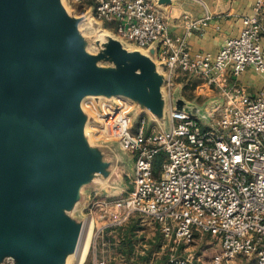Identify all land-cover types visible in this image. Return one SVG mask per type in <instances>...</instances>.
<instances>
[{
	"label": "built area",
	"instance_id": "obj_1",
	"mask_svg": "<svg viewBox=\"0 0 264 264\" xmlns=\"http://www.w3.org/2000/svg\"><path fill=\"white\" fill-rule=\"evenodd\" d=\"M93 1L96 16L116 23L124 39L141 48L158 44L169 73L178 68L198 75L208 88L219 86L227 99L216 107L217 126L204 129L197 115L170 108L168 127L152 121L149 133L146 118L134 132L123 105L108 107L95 134L117 141L135 159L130 190L100 201L102 216L116 224L143 215L158 225L167 243L188 244L196 234L212 235L220 243V252L207 261L172 253L165 264H264V90L251 96L223 88L226 75L239 77L248 68L264 74L262 0L254 3L253 14L242 17L239 34L226 38L216 53L190 52L185 36H172L149 0ZM208 21L209 16L188 20L186 35Z\"/></svg>",
	"mask_w": 264,
	"mask_h": 264
},
{
	"label": "water",
	"instance_id": "obj_2",
	"mask_svg": "<svg viewBox=\"0 0 264 264\" xmlns=\"http://www.w3.org/2000/svg\"><path fill=\"white\" fill-rule=\"evenodd\" d=\"M109 45L116 68L89 64L60 0H0V256L16 264H59L49 248L76 245L82 222L65 211L100 170L83 131L84 96H125L168 127L165 64L115 39ZM173 109L199 117L180 99Z\"/></svg>",
	"mask_w": 264,
	"mask_h": 264
},
{
	"label": "rangeland",
	"instance_id": "obj_3",
	"mask_svg": "<svg viewBox=\"0 0 264 264\" xmlns=\"http://www.w3.org/2000/svg\"><path fill=\"white\" fill-rule=\"evenodd\" d=\"M62 1L65 8L67 23L69 27L75 30L78 45L83 50L89 64L91 63L92 65L102 68L117 67L116 62L109 54V43L111 39L119 41L125 48L134 50L136 45L124 39L119 32L116 31V28L112 23L109 24V22L101 20L96 16L93 0H83L78 3L72 2V0ZM107 23L110 25L109 27L106 26ZM159 72L164 76L170 75V78L164 81L160 86V91L167 103L174 105L176 99H180L184 101V103L193 104L199 109V118L202 128L207 129L211 124L217 126L219 116L216 107L219 104L223 105L227 100L226 96L220 93L222 91L219 86L211 85V88H208L207 86L203 89L201 87L197 88V86L203 84L204 79L198 75L185 72L178 68L169 73V70L166 67H160ZM223 80L225 82L223 88L228 90L230 86H232V83H229L227 78ZM185 81H187V85L183 86L178 84ZM210 89H212L213 93ZM86 96H84L81 102L80 114H85L86 121L89 116L90 121L92 122H84V132L92 126L97 128L99 120L105 115L108 107L120 104L125 107L130 117L134 115L133 102L125 96H107L104 94H89V97ZM215 100L217 103L214 104ZM146 126H148V122ZM89 139L91 140H89V143L91 144L89 147V153L92 156L91 163L94 162L97 166L99 165L100 170L90 172V181L80 187L79 191L82 193L80 203H77L72 210H64L67 216H70L77 222H82V229L80 230L78 240L73 249L67 247L49 248L50 251L59 256V264H79L77 262L81 245L80 243L85 231L89 229L90 225L91 234L89 245L86 255L80 264H94L93 258L96 257V249L93 248V244L98 241L96 236L99 223L96 222L88 209L90 207L94 208L93 211L99 213V211L95 210L98 206H96V204L94 205V203L101 198L117 196L119 193L115 192V187L110 186V181L115 177L114 174L117 167V159L122 160L123 152L115 140L110 138L103 139V137L100 138L95 132H93L92 137L90 136ZM124 166L125 171L129 170L127 164ZM85 200L91 201V204H87ZM89 221L90 223L88 224ZM162 244L164 247H160V253L158 254V259L161 261H163V259L166 260L172 253H175L178 256L193 254L194 256L207 261L220 252L219 241L209 234H196L194 240L188 244L183 242H178V244L172 242L167 243L165 240L160 246H162ZM172 247H175V249H172ZM68 257L71 258L70 263H66ZM18 262L19 260L17 256L12 255L9 252H5L0 256V264H16ZM244 263L245 262H242V264ZM95 264H98V262Z\"/></svg>",
	"mask_w": 264,
	"mask_h": 264
},
{
	"label": "crops",
	"instance_id": "obj_4",
	"mask_svg": "<svg viewBox=\"0 0 264 264\" xmlns=\"http://www.w3.org/2000/svg\"><path fill=\"white\" fill-rule=\"evenodd\" d=\"M149 1L168 22L169 31L172 36H185L187 49L192 53L199 51L216 53L223 45L226 38L235 37L239 34L242 27V17L253 14V7L256 2V0ZM61 4L64 6L63 1H61ZM204 16H209L208 25L203 29L194 30L189 36L186 35V22ZM258 19L263 27L261 35L264 50V0H262V5L258 12ZM112 24L117 31L116 23ZM134 50H138L148 56L157 66L164 63L159 57L158 44L156 43L145 48L135 46ZM168 76L169 75L164 76V81L168 80ZM225 78L228 79L229 83H232V86H230L231 89H243L251 96L256 95L260 90H264V74H259L252 68H248L239 77L226 75L224 79ZM178 84L184 86L187 85V81ZM205 86V84H201L197 86V88L201 87L203 89ZM210 90L213 93L212 89ZM215 103H217L216 100L214 101V104ZM132 105L134 106V115H132V117L129 116L132 130H134V132L137 131L140 119L144 117L148 122V126H145V130L149 133L152 121L149 119L150 113L148 109L141 106L136 101H134ZM170 108H174V105L165 101L162 108L163 112H167ZM90 122L92 121H89V123ZM87 131L89 132V137H92L94 126L87 129ZM117 144L123 152V155L122 160L117 159L115 177L110 181V186L115 187V192L119 193L117 196L104 197L94 203V205L96 204V206H98L95 210L99 211V213L94 212V208L90 207L88 209L96 222L99 223L98 230L101 229L99 235L96 236L98 238L97 243L93 244V248L96 249V257L93 258V263L165 264L166 260L163 259V261H161L158 259V254L160 253L159 249L160 247H164L163 244L162 246L160 245L164 240L156 223L140 214H133L124 219L121 223L116 224H113L109 217L102 216L104 207L99 205L100 201L123 197L131 188L135 155L123 150L118 142ZM123 164H127L129 170L125 171V166ZM85 202L91 204V201L85 200ZM78 203H80V200H78ZM89 223L90 221L88 224ZM68 259L71 258L68 257L66 263H70Z\"/></svg>",
	"mask_w": 264,
	"mask_h": 264
},
{
	"label": "bare ground",
	"instance_id": "obj_5",
	"mask_svg": "<svg viewBox=\"0 0 264 264\" xmlns=\"http://www.w3.org/2000/svg\"><path fill=\"white\" fill-rule=\"evenodd\" d=\"M62 1V0H61ZM89 97V95H87ZM86 96V97H87ZM90 234H91V225L89 226V229H87L85 231V234L81 240V245H80V248H79V253H78V262L77 263H81L86 255V252H87V248H88V245H89V240H90ZM70 260V259H68Z\"/></svg>",
	"mask_w": 264,
	"mask_h": 264
},
{
	"label": "trees",
	"instance_id": "obj_6",
	"mask_svg": "<svg viewBox=\"0 0 264 264\" xmlns=\"http://www.w3.org/2000/svg\"><path fill=\"white\" fill-rule=\"evenodd\" d=\"M109 24H110V22H109ZM109 24L107 23L106 26L109 27V26H110ZM162 159H163V156H162L161 154L158 155V156L155 158V160H154V171H155V172H158V170H159V168H160V163H161Z\"/></svg>",
	"mask_w": 264,
	"mask_h": 264
}]
</instances>
